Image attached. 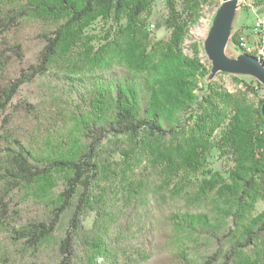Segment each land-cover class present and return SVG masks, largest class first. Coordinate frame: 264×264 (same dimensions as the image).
I'll return each instance as SVG.
<instances>
[{
  "label": "trees",
  "instance_id": "1",
  "mask_svg": "<svg viewBox=\"0 0 264 264\" xmlns=\"http://www.w3.org/2000/svg\"><path fill=\"white\" fill-rule=\"evenodd\" d=\"M155 1L0 0V264H264V100L199 88L209 70L183 52L199 2L164 0L152 43ZM43 77L44 99L18 97Z\"/></svg>",
  "mask_w": 264,
  "mask_h": 264
},
{
  "label": "rangeland",
  "instance_id": "2",
  "mask_svg": "<svg viewBox=\"0 0 264 264\" xmlns=\"http://www.w3.org/2000/svg\"><path fill=\"white\" fill-rule=\"evenodd\" d=\"M197 1L200 5V18L198 23L190 29L189 34L183 43V52L188 56H193L192 45L195 44L198 49L197 57L199 61L209 70L208 75L199 81V88L203 87L205 83H211L214 87H218L223 91L242 99L245 104L256 106L260 100H264V83L255 71L246 66L233 71L220 69L209 59L207 51L205 50V43L223 0ZM165 16V1L156 0L152 6L151 15L148 18L146 25V31L148 32L152 43L166 41L169 37V31L163 25ZM256 18H264V6L254 7L252 0H235L234 11L228 26V37L226 36V33L223 32L219 39L218 48L219 51L223 50L222 57L226 59H236L241 54H248L253 55L260 61L261 59L264 61V24H262V29H260L259 32H254L253 24ZM150 24L154 25V27L151 28ZM105 30L106 28L100 24L94 26L90 31V34L96 39H100ZM233 36H235V40L241 44L240 48L232 43ZM28 40L30 41L29 49L33 48L32 46H34V44L36 45V42L33 41V36L29 37ZM245 46H250L256 51H253L252 53L248 52L245 50ZM260 48L263 50L262 55L257 51V49ZM242 49L245 51H242ZM257 54L260 56L257 57ZM50 86H52V84L50 85L48 78H39L33 84L25 86L18 97L31 102H38L44 99L46 90H48ZM190 133L191 129L187 126L185 131L179 133L176 137L165 138L154 143L152 142L151 146L153 149L163 150L165 145L171 146L176 140L181 142L183 139L187 138ZM146 162L147 160L144 154L138 155L131 160L128 164L132 172L131 175H136L139 170L146 165ZM209 162V167L212 170L222 173H224L228 166H230L229 161L226 158L218 157L217 152H213ZM189 186V189H192L193 184H190ZM215 202L216 198L214 193H207L204 198L205 207H209ZM148 205L150 208L154 206L151 195L148 196ZM263 209L264 201H259L256 205V213ZM115 221L116 223H114V225L120 223V220ZM90 224V220H88L87 225L89 226ZM112 261L113 256L108 253L98 256L94 260L95 264H114Z\"/></svg>",
  "mask_w": 264,
  "mask_h": 264
},
{
  "label": "water",
  "instance_id": "3",
  "mask_svg": "<svg viewBox=\"0 0 264 264\" xmlns=\"http://www.w3.org/2000/svg\"><path fill=\"white\" fill-rule=\"evenodd\" d=\"M234 5L235 0H223L205 43V50L207 51L209 59L214 65H216V67L223 70L233 71L246 66L255 71L264 83V64L256 57L248 54H241L236 59H226L222 57L223 50H218L219 36L225 32L228 37V26L234 11ZM262 113L264 116V106L262 108Z\"/></svg>",
  "mask_w": 264,
  "mask_h": 264
},
{
  "label": "built area",
  "instance_id": "4",
  "mask_svg": "<svg viewBox=\"0 0 264 264\" xmlns=\"http://www.w3.org/2000/svg\"><path fill=\"white\" fill-rule=\"evenodd\" d=\"M264 21V18H256L253 24V30L254 32H259L260 29H262V23ZM150 27L153 28L154 25L150 24ZM248 46H245V50ZM259 152H262V149H259Z\"/></svg>",
  "mask_w": 264,
  "mask_h": 264
},
{
  "label": "bare ground",
  "instance_id": "5",
  "mask_svg": "<svg viewBox=\"0 0 264 264\" xmlns=\"http://www.w3.org/2000/svg\"><path fill=\"white\" fill-rule=\"evenodd\" d=\"M262 24H264V21H263V23ZM223 34V33H222ZM222 34L219 36V38H218V47H219V39H220V37L222 36ZM218 50H219V48H218ZM246 51H248V52H253V51H256V50H254V48H252V47H250V46H248L247 48H246ZM257 51L259 52V53H261L260 55H262L263 54V50L260 48V49H257ZM254 53H256V52H254ZM258 55V57L260 56L259 54H257Z\"/></svg>",
  "mask_w": 264,
  "mask_h": 264
}]
</instances>
